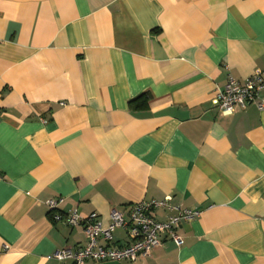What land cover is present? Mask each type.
Here are the masks:
<instances>
[{
    "label": "crops",
    "instance_id": "obj_1",
    "mask_svg": "<svg viewBox=\"0 0 264 264\" xmlns=\"http://www.w3.org/2000/svg\"><path fill=\"white\" fill-rule=\"evenodd\" d=\"M257 70L264 0H0V264L72 263L49 199L107 224L166 197L199 211L181 245L87 264H264V107L214 101Z\"/></svg>",
    "mask_w": 264,
    "mask_h": 264
},
{
    "label": "built area",
    "instance_id": "obj_2",
    "mask_svg": "<svg viewBox=\"0 0 264 264\" xmlns=\"http://www.w3.org/2000/svg\"><path fill=\"white\" fill-rule=\"evenodd\" d=\"M264 70H257L244 81L228 76L224 86L217 88L215 103L218 110L224 114H231L236 109H244L250 104H256L259 109L264 107L261 98ZM169 197L162 200H150L133 203L127 215L119 209L112 208L109 222L103 224L95 212L82 214L76 209L62 216L57 207L61 200L49 199V210L55 211L54 218L70 227L80 226L84 230L87 241L83 246L64 247L55 250L52 256L60 261L71 260V264H87L88 260L97 262L102 260H131L146 256L150 250L161 244L164 236L181 245V236L177 228L182 221L190 220L199 215L198 210L173 207L175 212L167 220L159 221L152 215L156 207L168 206ZM116 228L126 230L128 240L123 244H115L113 232Z\"/></svg>",
    "mask_w": 264,
    "mask_h": 264
}]
</instances>
